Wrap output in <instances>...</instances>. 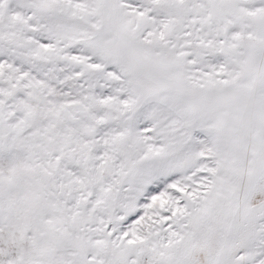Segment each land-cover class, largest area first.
I'll return each mask as SVG.
<instances>
[{
    "label": "snow or ice",
    "instance_id": "6c2138e0",
    "mask_svg": "<svg viewBox=\"0 0 264 264\" xmlns=\"http://www.w3.org/2000/svg\"><path fill=\"white\" fill-rule=\"evenodd\" d=\"M0 264H264V0H0Z\"/></svg>",
    "mask_w": 264,
    "mask_h": 264
}]
</instances>
